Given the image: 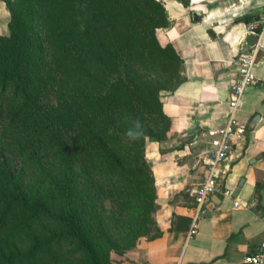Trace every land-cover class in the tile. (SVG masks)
<instances>
[{
	"label": "trees",
	"instance_id": "16d2710c",
	"mask_svg": "<svg viewBox=\"0 0 264 264\" xmlns=\"http://www.w3.org/2000/svg\"><path fill=\"white\" fill-rule=\"evenodd\" d=\"M2 1L0 264H113L111 252L161 233L146 144L167 140L160 94L182 81L181 56L156 36L166 8ZM136 120L144 134L133 141Z\"/></svg>",
	"mask_w": 264,
	"mask_h": 264
},
{
	"label": "crops",
	"instance_id": "0c3cea01",
	"mask_svg": "<svg viewBox=\"0 0 264 264\" xmlns=\"http://www.w3.org/2000/svg\"><path fill=\"white\" fill-rule=\"evenodd\" d=\"M160 1L170 24L156 36L161 44L171 43L182 58V81L160 94L170 119L167 140L146 144L161 233L141 239L122 264H243L264 238V50L236 111L247 131L227 163L224 184L232 197L213 193L198 208L193 193L206 172V131L221 125L228 110L229 83L246 47L247 23H255L264 44V0ZM248 15L257 17L234 22ZM234 199L240 207H234ZM197 212V232L190 237Z\"/></svg>",
	"mask_w": 264,
	"mask_h": 264
},
{
	"label": "built area",
	"instance_id": "2783aa9c",
	"mask_svg": "<svg viewBox=\"0 0 264 264\" xmlns=\"http://www.w3.org/2000/svg\"><path fill=\"white\" fill-rule=\"evenodd\" d=\"M246 1V0H243ZM264 24V16L262 18ZM247 35L256 38L253 46L244 47L238 57L234 73L229 83L228 110L223 123L217 127L207 129V148L204 151L206 172L193 196L196 206H202L213 193H221L223 196L232 197V190L225 186L224 180L228 172V161L234 147L242 143L246 136L247 126L236 117V111L242 104L244 90L252 84L253 67L257 63V57L264 50V44L260 40V33L256 32L254 22L247 23ZM234 207H240L237 200H233ZM198 212L193 216L189 236L197 232ZM243 264H264V238L258 244L256 251L245 255Z\"/></svg>",
	"mask_w": 264,
	"mask_h": 264
},
{
	"label": "rangeland",
	"instance_id": "374dc122",
	"mask_svg": "<svg viewBox=\"0 0 264 264\" xmlns=\"http://www.w3.org/2000/svg\"><path fill=\"white\" fill-rule=\"evenodd\" d=\"M8 19H9V12L7 9V6L5 5V3L0 0V34H7L8 30H7V23H8ZM150 155V154H149ZM153 172V171H152ZM154 176V174H153ZM156 212V211H155ZM154 218H155V213H154ZM145 237H141L137 240L135 246L140 242L141 239H143ZM147 239V238H146ZM134 246V247H135ZM134 247L126 250L124 253L122 254H117L115 252H111V260L113 264H122V262L125 261V258H127V254L130 250H132Z\"/></svg>",
	"mask_w": 264,
	"mask_h": 264
},
{
	"label": "clouds",
	"instance_id": "9594fccd",
	"mask_svg": "<svg viewBox=\"0 0 264 264\" xmlns=\"http://www.w3.org/2000/svg\"><path fill=\"white\" fill-rule=\"evenodd\" d=\"M143 134V124L139 120L134 121L133 127L129 128L126 132L127 138L133 141L138 140Z\"/></svg>",
	"mask_w": 264,
	"mask_h": 264
},
{
	"label": "water",
	"instance_id": "95a60500",
	"mask_svg": "<svg viewBox=\"0 0 264 264\" xmlns=\"http://www.w3.org/2000/svg\"><path fill=\"white\" fill-rule=\"evenodd\" d=\"M209 34L214 36L212 31H209ZM255 42H256V38L252 35H246L244 38V45H246V47L253 46Z\"/></svg>",
	"mask_w": 264,
	"mask_h": 264
}]
</instances>
